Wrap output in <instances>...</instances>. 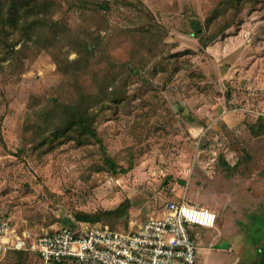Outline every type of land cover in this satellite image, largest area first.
I'll list each match as a JSON object with an SVG mask.
<instances>
[{
    "label": "rangeland",
    "instance_id": "374dc122",
    "mask_svg": "<svg viewBox=\"0 0 264 264\" xmlns=\"http://www.w3.org/2000/svg\"><path fill=\"white\" fill-rule=\"evenodd\" d=\"M226 2L53 0L39 37L0 32V214L135 230L183 196L242 232L237 264L263 263L244 219L264 210V0L206 23ZM66 108L96 138L45 140Z\"/></svg>",
    "mask_w": 264,
    "mask_h": 264
},
{
    "label": "built area",
    "instance_id": "2783aa9c",
    "mask_svg": "<svg viewBox=\"0 0 264 264\" xmlns=\"http://www.w3.org/2000/svg\"><path fill=\"white\" fill-rule=\"evenodd\" d=\"M215 211L167 196L160 211L137 229L77 223L53 232L17 230L13 215L0 214V256L22 251L39 264H197L199 228H214Z\"/></svg>",
    "mask_w": 264,
    "mask_h": 264
},
{
    "label": "trees",
    "instance_id": "16d2710c",
    "mask_svg": "<svg viewBox=\"0 0 264 264\" xmlns=\"http://www.w3.org/2000/svg\"><path fill=\"white\" fill-rule=\"evenodd\" d=\"M263 0H227L224 8H218L213 11L211 18L205 22L210 23L211 20L219 19L222 15L227 14L228 9H235L240 11L246 5H254L261 3ZM53 0H0V32L9 31L7 28L16 29L18 26L20 31L25 36L34 35V38L39 37L42 27L45 25L51 28L55 25L53 21L45 18V9L51 6ZM233 4V7H232ZM235 15L234 17H236ZM225 27L217 32H212L205 39L211 41L222 32ZM204 26L199 21H195L194 33L196 37H203ZM10 32V31H9ZM207 42H205L206 44ZM11 48H13L11 46ZM64 114L61 116V121L46 135L45 140L53 143L56 139H63L64 137L77 134V140L80 144L81 139L88 137L96 138L97 134L91 125L88 124L87 119L83 117L78 111H72L69 108L63 109ZM61 142V141H60ZM77 220L93 221L94 218L83 213L77 215Z\"/></svg>",
    "mask_w": 264,
    "mask_h": 264
},
{
    "label": "crops",
    "instance_id": "0c3cea01",
    "mask_svg": "<svg viewBox=\"0 0 264 264\" xmlns=\"http://www.w3.org/2000/svg\"><path fill=\"white\" fill-rule=\"evenodd\" d=\"M249 205V202H247ZM253 204V203H252ZM256 203L251 205V207H255ZM262 211V210H261ZM257 213V212H256ZM255 213L247 216L244 220H246L248 229L251 231V237H254L255 241L258 240L259 236H256V231H262L261 238L262 240L258 241L257 244L264 248V224L263 227H260V220L264 223V210L261 213H257V215L263 214V216H255ZM217 215V214H216ZM223 219V218H222ZM222 221V220H221ZM220 221V222H221ZM224 220L223 226L221 230L216 228V224L214 228H199L198 235V252H197V264H237L239 261V256L233 255V250L236 245H239L244 236L241 235V231L237 228L235 229L232 225L228 223V221ZM249 221V222H248ZM217 222V220H216ZM216 229V230H214ZM238 230V232H236ZM256 237V238H255ZM260 239V238H259ZM238 248V247H237ZM259 250H262L259 249ZM11 254L14 256V259L11 257L12 255H7L8 258L11 259L15 263H6V264H28L29 262H25V259L30 257L32 259L33 264H38V259L31 253L22 252V251H12ZM4 255L0 256V260L2 261ZM4 264V261L1 263ZM255 264H258V260ZM259 264H264L259 263Z\"/></svg>",
    "mask_w": 264,
    "mask_h": 264
}]
</instances>
